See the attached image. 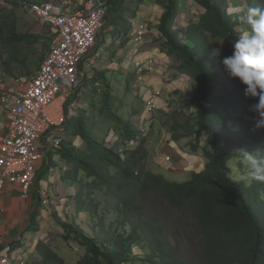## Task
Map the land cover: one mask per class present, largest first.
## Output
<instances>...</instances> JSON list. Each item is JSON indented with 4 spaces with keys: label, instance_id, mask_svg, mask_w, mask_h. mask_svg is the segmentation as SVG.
I'll return each mask as SVG.
<instances>
[{
    "label": "trees",
    "instance_id": "16d2710c",
    "mask_svg": "<svg viewBox=\"0 0 264 264\" xmlns=\"http://www.w3.org/2000/svg\"><path fill=\"white\" fill-rule=\"evenodd\" d=\"M123 1L111 2L115 11L121 10L116 32L128 29L122 24L126 11ZM195 1L206 11L198 23H191L182 32L174 31L181 10L179 0H159L164 9L159 31L160 41H165L162 49L180 62L178 71L194 80L192 97L184 106L196 109V122L185 136L195 139L194 153L199 152L202 140L206 141L202 150L204 170L192 172L183 181L149 170L144 145L148 140L143 138L136 148H128L127 142L135 144L142 133L111 111L115 97L108 95L106 109L111 122L123 127V144L118 147L94 136V123L87 114L90 104L89 110H81L77 119L68 120L67 139L56 153L71 165L67 178L81 186L76 196L77 213L97 212L100 206L93 200L86 202L83 188L88 187L92 192L106 194L105 209L116 217L109 226L102 218L95 236L87 235L76 223H64L65 241H76L84 253L68 263L50 243L40 242L33 264H264V183L237 179L232 168L234 162L244 168L240 154L235 152L258 147L264 155V142L254 129L256 114L249 110L255 101L245 98V86L231 79L221 62L224 56L231 55L241 24L231 18L222 1ZM253 3L264 6V0ZM6 17L12 15L4 16L0 34L8 30L14 43L32 45L40 41L37 35L18 36L15 22L6 21ZM48 40L52 44V39ZM212 41L223 42L219 56H213ZM107 73L96 74L90 84L99 81L109 92L112 81ZM95 95L96 90H92L90 103ZM181 138L174 137V141ZM72 139H79L85 148L77 147ZM84 177L87 182L82 181ZM169 213L181 215L186 221L185 231L197 240L191 256L183 253L181 241L173 236L166 217ZM134 246H143L146 255L138 260L131 252Z\"/></svg>",
    "mask_w": 264,
    "mask_h": 264
},
{
    "label": "rangeland",
    "instance_id": "374dc122",
    "mask_svg": "<svg viewBox=\"0 0 264 264\" xmlns=\"http://www.w3.org/2000/svg\"><path fill=\"white\" fill-rule=\"evenodd\" d=\"M213 1H222L224 8L228 10L233 20H237L235 14L232 12L234 7L242 4L253 6L254 4V0ZM47 2L73 9L81 6L84 0H0V23L4 21L5 15H12V17H6V21L11 23H13L12 21L15 22L18 36L37 35L40 40L38 43L32 45L27 43H14L11 41L12 34L8 30L5 29L0 34V89L12 77L35 75L51 52L52 44L48 40L52 39L50 28L22 8L24 3L43 4ZM179 2L181 10L175 19L177 26L174 28V31L183 32L187 30L191 23H198L201 15L206 10L199 6L195 0H179ZM122 4L126 8V11L122 14L125 19L122 24L128 29L126 31H115L117 39L120 35H123L125 38L127 37L125 39L127 46L130 41V34L133 32V25L136 22L135 18L137 16L144 17L150 27V31H148L150 41L147 40L143 47L140 46V48H142L141 51H146L143 55L144 57L146 55V58L152 57L155 61V68H153L154 71L151 73L146 71L143 81L140 82L139 77L135 74V64L128 59L134 56L133 52L130 53L129 57L127 53L124 55L126 46L121 48L120 45L113 43L110 49L102 50L100 48L103 55L101 60L102 66L98 73H102L103 71L112 72V74H107L112 82L109 92H107V89L102 84V88L96 91L95 100L90 103L91 97L88 99V107L85 110H89L91 104V108L87 114L91 116V122L94 123L93 134L101 142L107 140L116 147L123 144L121 140L123 127L115 122H111L113 120L109 117L110 111L106 109L107 97L110 94L115 97V101L113 100L111 104V111L117 113L123 121L131 122L133 127L142 133V136L138 138L135 144L133 142H127L128 148L134 149L143 138L147 139L148 142L144 144L148 154L145 160L147 168L155 173L163 174L166 178L173 181L187 180L190 178L192 172H197L200 169L198 163L203 162L204 155L202 150L206 146V141L202 140L199 152L194 153L192 147L195 139L193 136H185L189 135L192 131L191 127L196 122V109H186L184 106L185 101L190 100L192 97L191 85L194 80L187 73L178 71L180 62L174 56L168 55L166 50L162 49V44L165 41H160L162 36L159 35V33L161 34L159 25L164 9L159 4V0H144L143 2L139 0H124ZM112 10L108 16L105 29L110 28V25H112L110 22L115 24L116 29L119 26L118 23L120 20L118 17L121 15V10L115 11L114 6H112ZM134 13H136L135 16H132ZM243 27V25L238 27L239 34ZM105 29L99 36V40L102 39V42L105 41ZM183 37V34H181L180 38L184 39ZM211 46L213 50H219L220 53L223 52L222 41H212ZM9 72L12 74H9ZM157 82L160 84L159 89L157 88ZM153 91L160 92V95L155 100V110L152 113H148L146 106L148 101L154 99ZM93 102L96 104L95 107L93 106ZM103 108L106 109H104V112H102ZM80 111L81 109H78L76 114L70 116L72 121L81 115L79 114ZM255 130L260 141L264 142L262 130ZM174 137L182 138L175 142ZM72 140L75 144L78 143L81 149L85 148V145L79 139ZM251 151H259V148L253 147L248 152L251 153ZM166 156H170L173 162L168 168L165 167ZM59 164L63 166L62 162ZM232 168L237 179H242L247 183L252 181L247 178L245 166V169L243 167L241 168L238 162H234ZM42 174L43 178L48 179L49 176L47 173L42 172ZM82 181L87 182V179L84 177ZM73 185L75 186L74 193L69 195L68 200L61 205L62 211L60 212V216H58L59 225L54 226L56 230L53 228L51 235L48 237L53 240L50 242V245L68 263L75 262L84 253V248L80 247L74 240L70 242L65 241L64 236L66 232L62 227L64 223H76L87 235L95 236L96 231L100 230L98 223L102 218H105L106 225L109 226L110 222L116 217L115 213H109L105 209L104 200L106 194L99 191L92 192L88 187L83 188L86 202L89 203L93 200L99 203L100 206L97 212L88 211L78 214L76 196L81 190V186L75 182H73ZM90 193L93 196H89ZM166 217L172 226L173 236L181 241L183 253L186 256H191L196 248L197 240L185 231V227H187L185 219L175 213H169ZM131 252L137 255L138 260L146 255L143 246H134ZM34 257H36V252L32 259ZM31 263L33 264L34 262L32 261Z\"/></svg>",
    "mask_w": 264,
    "mask_h": 264
},
{
    "label": "built area",
    "instance_id": "2783aa9c",
    "mask_svg": "<svg viewBox=\"0 0 264 264\" xmlns=\"http://www.w3.org/2000/svg\"><path fill=\"white\" fill-rule=\"evenodd\" d=\"M112 1L116 0H84L73 9L51 2L22 5L50 28L53 38L51 52L35 75L12 77L0 89V195L10 184L20 187L23 199L29 197L36 186L38 164L44 159L42 145L47 151L60 149L67 139L65 126L70 116L87 109L91 91L102 88L99 81L88 84L102 66L101 49H110L113 43L122 46L127 38L120 35L117 39L115 25L105 29ZM135 20L124 51L128 57L133 52L129 59L142 82L146 71H154L155 61L144 57L146 51L140 48L149 40L150 27L144 17ZM104 29L105 41L99 42ZM159 95L154 92V99L148 101V113L155 110ZM172 163L166 156L165 167ZM38 193L43 207L55 204L49 189L39 188ZM0 264H12L10 250L0 254Z\"/></svg>",
    "mask_w": 264,
    "mask_h": 264
},
{
    "label": "crops",
    "instance_id": "0c3cea01",
    "mask_svg": "<svg viewBox=\"0 0 264 264\" xmlns=\"http://www.w3.org/2000/svg\"><path fill=\"white\" fill-rule=\"evenodd\" d=\"M99 42H102V39ZM157 83L159 89L160 84ZM42 142L44 144V141ZM42 146V150L45 151L44 159L38 164L36 186L31 189L29 197L23 199L20 187L10 184L6 185L0 195V254L6 249L10 250L12 264H32L37 245L40 242L53 241L48 237L54 226L59 225L61 205L75 191L73 181L67 178V171L71 165L58 155L56 150L47 151L46 146ZM61 162L63 166H60ZM198 165L200 169L197 172H200L205 166L204 159ZM42 172L48 174V179L42 177ZM39 188L50 190L55 202L53 206L48 208L41 205Z\"/></svg>",
    "mask_w": 264,
    "mask_h": 264
},
{
    "label": "clouds",
    "instance_id": "9594fccd",
    "mask_svg": "<svg viewBox=\"0 0 264 264\" xmlns=\"http://www.w3.org/2000/svg\"><path fill=\"white\" fill-rule=\"evenodd\" d=\"M232 12L243 25L238 38L232 42L231 55L224 56L222 64L231 79L244 85L246 99L254 100L250 111L256 114L255 129H264V6L242 4ZM220 51L214 50L213 56ZM239 159L247 170V178L264 183V155L261 151L239 150Z\"/></svg>",
    "mask_w": 264,
    "mask_h": 264
}]
</instances>
